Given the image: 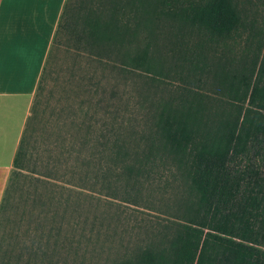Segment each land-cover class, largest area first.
I'll list each match as a JSON object with an SVG mask.
<instances>
[{
  "label": "rangeland",
  "instance_id": "obj_1",
  "mask_svg": "<svg viewBox=\"0 0 264 264\" xmlns=\"http://www.w3.org/2000/svg\"><path fill=\"white\" fill-rule=\"evenodd\" d=\"M71 1L80 19L89 3L97 4ZM202 1L166 0L138 28L149 70L98 61L83 42L58 33L22 168L14 169L0 213V264H106L158 243L166 224L183 220L191 190L182 166L160 149L158 112L166 103L235 101L228 90L232 75L255 63L253 79L264 50V0H232L240 24L226 38L167 12ZM135 155L138 176L124 168L134 166ZM67 237L69 253L32 252Z\"/></svg>",
  "mask_w": 264,
  "mask_h": 264
},
{
  "label": "trees",
  "instance_id": "obj_2",
  "mask_svg": "<svg viewBox=\"0 0 264 264\" xmlns=\"http://www.w3.org/2000/svg\"><path fill=\"white\" fill-rule=\"evenodd\" d=\"M165 1L97 0L95 6L89 3L80 19V8L66 0L55 38L62 32L69 41L83 42L95 59L114 60L120 69L149 70L150 55L138 46V28L162 10ZM167 12L218 38L229 37L240 24L232 0L172 5ZM252 65L256 64L231 77L235 82H230L228 90L233 91L235 101L204 105L196 99L163 104L156 121L160 149L182 166L191 190L183 220L166 224L167 233L161 232L158 243L149 242L106 264H264V50L253 79ZM45 73L46 67L14 169L22 168L24 140L38 113V91ZM150 149L154 154L160 151L158 146ZM134 158V166L124 168L138 176V156ZM3 199L0 213L6 197ZM77 205H81L79 198ZM44 236L49 235L40 236L47 242L49 238ZM57 249L71 252V239L54 241L45 248L40 245L32 252L53 258ZM51 260L47 263L54 264Z\"/></svg>",
  "mask_w": 264,
  "mask_h": 264
},
{
  "label": "crops",
  "instance_id": "obj_3",
  "mask_svg": "<svg viewBox=\"0 0 264 264\" xmlns=\"http://www.w3.org/2000/svg\"><path fill=\"white\" fill-rule=\"evenodd\" d=\"M66 0H0V207Z\"/></svg>",
  "mask_w": 264,
  "mask_h": 264
}]
</instances>
